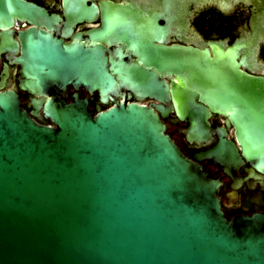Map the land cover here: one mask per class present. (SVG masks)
I'll return each instance as SVG.
<instances>
[{
	"label": "water",
	"instance_id": "1",
	"mask_svg": "<svg viewBox=\"0 0 264 264\" xmlns=\"http://www.w3.org/2000/svg\"><path fill=\"white\" fill-rule=\"evenodd\" d=\"M4 1L0 20L38 11ZM30 48L25 88L41 94L66 81L61 69L41 70ZM205 67L187 59L189 80L209 83ZM45 112L53 124L0 91V264H264V213L227 217L220 180L199 162L231 173L243 162L234 142L188 156L167 133L162 106L121 102L94 114L76 98L49 100ZM242 129L253 135L239 136L244 157L264 170L263 122ZM194 132L209 134L204 122L190 123L189 139L199 141Z\"/></svg>",
	"mask_w": 264,
	"mask_h": 264
},
{
	"label": "flooded vegetation",
	"instance_id": "2",
	"mask_svg": "<svg viewBox=\"0 0 264 264\" xmlns=\"http://www.w3.org/2000/svg\"><path fill=\"white\" fill-rule=\"evenodd\" d=\"M21 1L38 11L0 20V91H15L44 124H53L49 100H86L94 114L121 102L162 106L166 131L186 155L221 138L241 153L231 173L211 158L199 161L220 180L227 217L264 213V170L244 157L239 141L253 136L243 123L264 124V0ZM3 5L24 9L14 0ZM31 43L41 70L61 69L67 78L51 80L41 94L24 87ZM187 59L206 65L209 83L189 80ZM191 122H204L209 134L194 132L200 140L191 141Z\"/></svg>",
	"mask_w": 264,
	"mask_h": 264
},
{
	"label": "rangeland",
	"instance_id": "3",
	"mask_svg": "<svg viewBox=\"0 0 264 264\" xmlns=\"http://www.w3.org/2000/svg\"><path fill=\"white\" fill-rule=\"evenodd\" d=\"M253 146H254V147H257V146H258V144L255 142V143H253Z\"/></svg>",
	"mask_w": 264,
	"mask_h": 264
}]
</instances>
